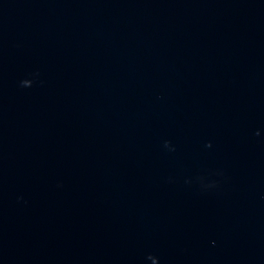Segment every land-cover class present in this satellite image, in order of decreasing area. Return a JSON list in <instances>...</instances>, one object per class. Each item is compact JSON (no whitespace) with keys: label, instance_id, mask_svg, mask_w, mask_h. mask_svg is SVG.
<instances>
[{"label":"water","instance_id":"water-1","mask_svg":"<svg viewBox=\"0 0 264 264\" xmlns=\"http://www.w3.org/2000/svg\"><path fill=\"white\" fill-rule=\"evenodd\" d=\"M0 264H264V0H0Z\"/></svg>","mask_w":264,"mask_h":264}]
</instances>
